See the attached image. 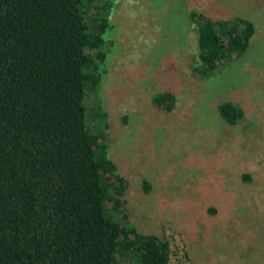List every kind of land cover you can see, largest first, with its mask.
Segmentation results:
<instances>
[{
    "label": "trees",
    "instance_id": "obj_1",
    "mask_svg": "<svg viewBox=\"0 0 264 264\" xmlns=\"http://www.w3.org/2000/svg\"><path fill=\"white\" fill-rule=\"evenodd\" d=\"M111 9L112 0H0V264H169L168 241L129 223L128 183L108 155L98 88ZM189 18L202 78L254 33L242 18ZM174 104L169 92L153 98L167 113ZM216 111L229 125L244 116L229 101Z\"/></svg>",
    "mask_w": 264,
    "mask_h": 264
},
{
    "label": "rangeland",
    "instance_id": "obj_2",
    "mask_svg": "<svg viewBox=\"0 0 264 264\" xmlns=\"http://www.w3.org/2000/svg\"><path fill=\"white\" fill-rule=\"evenodd\" d=\"M193 11L253 25L210 78L192 73ZM104 38L99 102L129 223L168 241L169 264H264V0H112ZM166 92L168 113L153 105ZM225 101L237 124L219 118Z\"/></svg>",
    "mask_w": 264,
    "mask_h": 264
}]
</instances>
